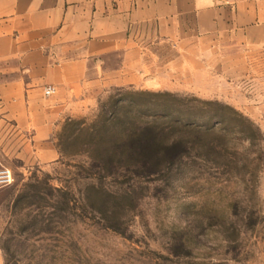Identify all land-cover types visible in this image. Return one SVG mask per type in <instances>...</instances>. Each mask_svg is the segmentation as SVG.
<instances>
[{
	"label": "rangeland",
	"instance_id": "374dc122",
	"mask_svg": "<svg viewBox=\"0 0 264 264\" xmlns=\"http://www.w3.org/2000/svg\"><path fill=\"white\" fill-rule=\"evenodd\" d=\"M178 63L161 88H113L67 117L52 162L0 144L14 179L0 188V264H264V49L204 43ZM120 99L212 131L191 137L190 157L137 174L115 154Z\"/></svg>",
	"mask_w": 264,
	"mask_h": 264
},
{
	"label": "crops",
	"instance_id": "0c3cea01",
	"mask_svg": "<svg viewBox=\"0 0 264 264\" xmlns=\"http://www.w3.org/2000/svg\"><path fill=\"white\" fill-rule=\"evenodd\" d=\"M204 43L263 50L264 0H0V144L52 162L67 117L113 88H161Z\"/></svg>",
	"mask_w": 264,
	"mask_h": 264
},
{
	"label": "trees",
	"instance_id": "16d2710c",
	"mask_svg": "<svg viewBox=\"0 0 264 264\" xmlns=\"http://www.w3.org/2000/svg\"><path fill=\"white\" fill-rule=\"evenodd\" d=\"M149 94L156 98L169 95ZM118 103L119 112L112 115V118L121 119L123 114L121 111L127 107L128 110L124 114L129 115L130 118L126 116L125 121H120L122 133L117 144V150L120 151L115 154L119 157L125 156L128 164L136 168V173L140 175H158L166 167L190 157L195 146V141L191 137L212 131L208 127L203 128L196 126L194 122L182 120L185 116L184 111L177 110L178 116H176L168 104H151L146 105L147 107L135 105L133 108L132 104L126 106L123 99L117 101ZM173 130L178 133L172 134ZM113 155H109L111 157H107L108 160L104 161L102 169L106 172H111L113 168Z\"/></svg>",
	"mask_w": 264,
	"mask_h": 264
},
{
	"label": "built area",
	"instance_id": "2783aa9c",
	"mask_svg": "<svg viewBox=\"0 0 264 264\" xmlns=\"http://www.w3.org/2000/svg\"><path fill=\"white\" fill-rule=\"evenodd\" d=\"M56 93L54 87H46L44 89L45 97H51ZM13 172L8 168H0V188L7 187L13 183Z\"/></svg>",
	"mask_w": 264,
	"mask_h": 264
}]
</instances>
